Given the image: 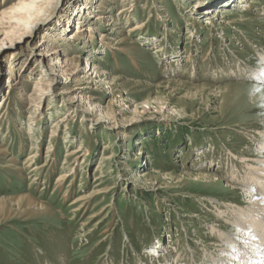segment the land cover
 <instances>
[{
	"label": "rangeland",
	"instance_id": "1",
	"mask_svg": "<svg viewBox=\"0 0 264 264\" xmlns=\"http://www.w3.org/2000/svg\"><path fill=\"white\" fill-rule=\"evenodd\" d=\"M35 5L0 43V264L258 261L230 213L264 199V0Z\"/></svg>",
	"mask_w": 264,
	"mask_h": 264
},
{
	"label": "bare ground",
	"instance_id": "2",
	"mask_svg": "<svg viewBox=\"0 0 264 264\" xmlns=\"http://www.w3.org/2000/svg\"><path fill=\"white\" fill-rule=\"evenodd\" d=\"M36 1H38V0L19 1V3H17V5H14V7H12V9L3 10V12L0 15V36H2L0 38V40H3V41H1L0 43H4L5 40L8 41L7 39H2V38L6 37L10 33H13L14 30H19V31L22 30L23 33L20 36H21V38L24 37L23 39H25V37L26 38L31 37L30 36L31 27L38 21L36 16L32 17V15H31L37 8L35 5ZM38 13H39V11H38ZM138 25H141V24L138 23V24L134 25L136 29L140 28V26L138 27ZM5 26H8V27H5ZM6 28L9 29V33L6 32L3 34L1 32V30L6 29ZM76 29H77V32L75 33V35L79 37V33L81 30H83V28L78 27ZM84 31H87V29H84ZM14 33H16V32H14ZM100 36H102V35H100ZM90 37H91V35L88 36V38H90ZM34 49L38 52V54L40 55L42 60L44 59L47 62L46 67L50 70V72L52 74L57 75L62 71V68H64V65H65V61L63 62V64H64L63 66H59V62H58L59 59L58 58L62 52L59 47H53V48L49 49L48 51H45L46 50V41L42 40L40 43H37V45L35 46ZM118 50L124 51L125 49L119 48ZM262 58H264V56H262ZM96 70H97V67L95 68V71ZM95 73L99 74V72H95ZM96 78L99 79L100 76H98ZM30 158H33V156ZM260 162H261L262 166H258V167H255L252 163H250V164L248 162H245V163L247 166V170H248L247 173L249 175V178H251L255 184V189H262L261 191L263 192V195H264V175H263V173H264V161H260ZM261 172H263V173H261ZM66 177H67V175L64 173V175H61L58 178V181H63ZM210 177L207 175H203L201 178L210 179ZM195 181H198V178ZM209 183H213V180L209 181ZM232 189L235 190L238 188H232ZM93 194H94V192L91 191V195H93ZM91 195H89V196H91ZM89 196H87V197H89ZM18 199L20 200V198H18ZM21 200H25L26 206L27 205L31 206V204L34 203L31 200V198H29V197H21ZM256 203H257V205L253 206L250 209L251 214H248L245 212L244 213L243 212L238 213L234 209L230 213L233 221L236 222V224H238V225L242 224L244 226L245 230L249 229L248 232L253 231L252 235L247 236V238L243 239V241H242V243L246 242L245 244L249 245V247L243 248L241 250L242 244L236 243L234 245L239 247L240 251L242 253H245L246 255L249 254L250 257H254V258L258 259V261L250 260L251 261L250 263H253V264L254 263L255 264H261L262 263V264H264V199H261L260 201H258ZM40 208H42L40 210V211H42L40 214H45L46 212H48V209L46 207L43 208L41 206ZM255 234L257 235V237H255ZM250 237H252V238H250ZM218 239L224 240L228 244H232L231 242L233 240L231 235L223 234V233L218 235ZM247 250H250V252H247ZM155 251H157V247H155ZM256 254L260 255V257H255ZM234 256L237 257L235 254H234ZM219 258L223 259L224 256L219 257ZM232 262L234 264H236L237 261L232 260ZM225 263L230 264L228 262H225ZM243 263L245 264V262H243Z\"/></svg>",
	"mask_w": 264,
	"mask_h": 264
}]
</instances>
